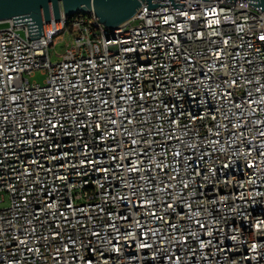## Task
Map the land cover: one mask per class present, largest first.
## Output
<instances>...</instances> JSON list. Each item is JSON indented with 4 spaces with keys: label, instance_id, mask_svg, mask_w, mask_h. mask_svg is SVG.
I'll return each instance as SVG.
<instances>
[{
    "label": "built area",
    "instance_id": "2783aa9c",
    "mask_svg": "<svg viewBox=\"0 0 264 264\" xmlns=\"http://www.w3.org/2000/svg\"><path fill=\"white\" fill-rule=\"evenodd\" d=\"M174 3L0 29V264H264V11Z\"/></svg>",
    "mask_w": 264,
    "mask_h": 264
},
{
    "label": "water",
    "instance_id": "95a60500",
    "mask_svg": "<svg viewBox=\"0 0 264 264\" xmlns=\"http://www.w3.org/2000/svg\"><path fill=\"white\" fill-rule=\"evenodd\" d=\"M173 9L181 10L184 3L174 0H0V24L14 21V26L27 25L30 39L44 36V23L52 19L59 21L61 16L74 17L91 13L109 29H117L132 20L142 5L148 10L169 4ZM209 1V0H203ZM235 3V0H226ZM249 6L264 11V0H247Z\"/></svg>",
    "mask_w": 264,
    "mask_h": 264
},
{
    "label": "rangeland",
    "instance_id": "374dc122",
    "mask_svg": "<svg viewBox=\"0 0 264 264\" xmlns=\"http://www.w3.org/2000/svg\"><path fill=\"white\" fill-rule=\"evenodd\" d=\"M7 27V23H1L0 29H4ZM22 37H24V32L20 33ZM74 38L73 35L67 31L66 34H61L54 39L55 46L51 48V60L52 62L60 61L63 55L66 53L68 48L73 46ZM45 80V76L41 74L40 71H37L34 77L30 78V81H36L41 84Z\"/></svg>",
    "mask_w": 264,
    "mask_h": 264
}]
</instances>
